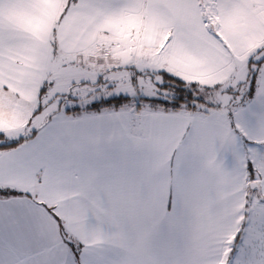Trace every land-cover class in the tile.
Masks as SVG:
<instances>
[{
	"label": "snow or ice",
	"instance_id": "obj_1",
	"mask_svg": "<svg viewBox=\"0 0 264 264\" xmlns=\"http://www.w3.org/2000/svg\"><path fill=\"white\" fill-rule=\"evenodd\" d=\"M0 264H264V0H0Z\"/></svg>",
	"mask_w": 264,
	"mask_h": 264
}]
</instances>
